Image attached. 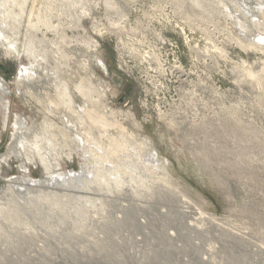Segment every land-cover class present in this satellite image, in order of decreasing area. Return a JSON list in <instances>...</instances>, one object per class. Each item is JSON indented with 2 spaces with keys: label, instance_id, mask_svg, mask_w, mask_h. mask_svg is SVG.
Here are the masks:
<instances>
[{
  "label": "rangeland",
  "instance_id": "374dc122",
  "mask_svg": "<svg viewBox=\"0 0 264 264\" xmlns=\"http://www.w3.org/2000/svg\"><path fill=\"white\" fill-rule=\"evenodd\" d=\"M0 26V160L34 133L0 264H264V0H0ZM27 48L55 82L19 81ZM43 161L81 189L11 187Z\"/></svg>",
  "mask_w": 264,
  "mask_h": 264
},
{
  "label": "bare ground",
  "instance_id": "6f19581e",
  "mask_svg": "<svg viewBox=\"0 0 264 264\" xmlns=\"http://www.w3.org/2000/svg\"><path fill=\"white\" fill-rule=\"evenodd\" d=\"M1 27L2 26H0V41L1 40H6L7 41V45H8V47H6V48L8 50H14V51H16L17 54H18V57L21 56L23 53L21 54V52L16 48L15 43H13L15 41L9 42V40L11 38L9 39V37H7L5 35L6 33L4 34L5 31L3 32V28H1ZM10 41H12V40H10ZM1 42L3 43V45L7 46L6 44H4L5 42H3V41H1ZM24 52H25L24 55L25 56L28 55L32 60H31V63L29 64V66L22 67V70H21V78L19 79V81L23 82V80H28V81H31V82H37V81L42 82L43 80L47 79L48 82H49V84L52 83V82H55V81H52V79H51V76H50V74L48 72L49 71L48 67H46L44 65V63H43L44 62V59H40L37 56H36L37 58H35L34 53L30 49H28V48ZM45 64H47V63H45ZM51 86H52V84H51ZM56 87L58 88V90H57L58 91L57 92L58 97L57 98H59V100L63 101V104L66 107H68L73 112L74 111V110H72L73 109V96L71 94L70 87L67 86L66 84H64L63 86L62 85L61 86L56 85L55 88ZM60 88H62V89L60 90ZM91 89L92 88L85 87L83 84H81V85H79V86L76 87V93L78 95L79 94H82L84 97L87 96V98H88V97L91 96V93H92ZM7 93H9V92H7ZM51 106H53V104ZM63 110L64 109H62V111ZM55 111H57V110H55ZM65 114H66V112H65ZM55 115H57V114H55ZM58 115H59V112H58ZM71 115H70V117H71ZM107 118H108V116H107ZM60 119H62V118H60ZM67 119H69V115H68ZM76 119L82 121L84 118L80 115V116L76 117ZM51 124L52 123H47V126H51ZM67 124H68V122H67ZM99 126H100V124H99ZM23 129L24 128L21 129V124L16 123V134L14 135V142H13L14 144L13 145H10L8 152L5 155H3L2 159L0 160V167H1L2 162H5V161L8 160V157L9 156H11V155H15L17 157H20L21 156L20 151L22 150L23 145L25 144L26 140L29 139L28 137L30 135L34 134L31 131H28V130L27 131H24L25 129L24 130ZM27 133H29V134H27ZM19 146L21 147V150H19ZM139 147H140V145H139ZM151 159H150V161H151ZM29 161H30V159H29ZM150 161H149V163H150ZM153 163L156 164V163H158V161L155 159V161ZM43 164H44L45 169H46L47 174H48L47 175L48 177L46 179L34 180V179H32L30 177H27V176L12 177V178H10L9 184H11V187H13V188L29 189V190L30 189H35V188H38V187H43V188L44 187H46V188H51V187H67V188H69V187H72L74 185H76V188L77 189L78 188H79V190L81 189V186L82 185L80 183L78 184V182H80V180L83 179V176H82L83 172H63V171L61 172V171H59L60 169H58L56 171H52L50 169V167H49V165H48L47 162L43 161ZM21 171L23 173H25V174L28 172L27 167L24 164L21 165ZM18 183H19V185L21 183V185H23V187H19L18 186Z\"/></svg>",
  "mask_w": 264,
  "mask_h": 264
},
{
  "label": "water",
  "instance_id": "95a60500",
  "mask_svg": "<svg viewBox=\"0 0 264 264\" xmlns=\"http://www.w3.org/2000/svg\"><path fill=\"white\" fill-rule=\"evenodd\" d=\"M0 186L3 187V182L0 181Z\"/></svg>",
  "mask_w": 264,
  "mask_h": 264
}]
</instances>
